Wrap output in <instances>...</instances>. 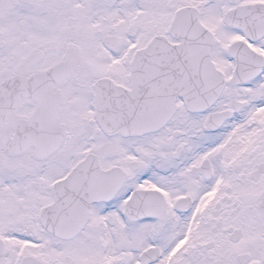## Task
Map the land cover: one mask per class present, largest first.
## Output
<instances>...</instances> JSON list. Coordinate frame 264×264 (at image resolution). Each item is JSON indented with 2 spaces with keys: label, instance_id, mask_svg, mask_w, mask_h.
I'll use <instances>...</instances> for the list:
<instances>
[{
  "label": "snow or ice",
  "instance_id": "obj_1",
  "mask_svg": "<svg viewBox=\"0 0 264 264\" xmlns=\"http://www.w3.org/2000/svg\"><path fill=\"white\" fill-rule=\"evenodd\" d=\"M0 264H264V0H0Z\"/></svg>",
  "mask_w": 264,
  "mask_h": 264
}]
</instances>
